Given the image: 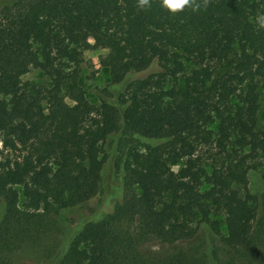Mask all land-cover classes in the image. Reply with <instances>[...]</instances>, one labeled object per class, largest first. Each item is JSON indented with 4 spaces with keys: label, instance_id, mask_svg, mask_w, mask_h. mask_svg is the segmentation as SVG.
Returning <instances> with one entry per match:
<instances>
[{
    "label": "trees",
    "instance_id": "obj_1",
    "mask_svg": "<svg viewBox=\"0 0 264 264\" xmlns=\"http://www.w3.org/2000/svg\"><path fill=\"white\" fill-rule=\"evenodd\" d=\"M193 3L0 0V264H264V0ZM109 170L121 196L61 243L55 216Z\"/></svg>",
    "mask_w": 264,
    "mask_h": 264
},
{
    "label": "rangeland",
    "instance_id": "obj_2",
    "mask_svg": "<svg viewBox=\"0 0 264 264\" xmlns=\"http://www.w3.org/2000/svg\"><path fill=\"white\" fill-rule=\"evenodd\" d=\"M105 50L96 49L93 46V41L90 40V48L84 53L82 64V83L87 91V97L89 101L97 103L95 92L105 89L110 84L109 73L106 69L100 66V58L106 55ZM158 72V67L154 65L148 71L143 74L136 75L134 78H143L150 74ZM24 83L29 84H44L49 85L48 79L38 71H31L23 77ZM262 106L264 108V98H262ZM260 175L258 173H252L249 177L250 188L253 192H257L262 189L260 183ZM105 193L92 201L87 205L72 209L67 212H63L55 216L57 223V239L63 243L65 240H69L71 236L82 226L85 220L97 219L108 212L113 206L114 202L121 196V179L118 174H113L111 170L105 172ZM201 243L203 236H197L196 238ZM41 252V251H39ZM37 252L34 254H24L15 258L13 264H53V261H47L44 258L43 253Z\"/></svg>",
    "mask_w": 264,
    "mask_h": 264
},
{
    "label": "clouds",
    "instance_id": "obj_3",
    "mask_svg": "<svg viewBox=\"0 0 264 264\" xmlns=\"http://www.w3.org/2000/svg\"><path fill=\"white\" fill-rule=\"evenodd\" d=\"M162 7L167 9L171 14H177L183 11L185 8L191 7L193 11H196V5L193 0H161ZM148 5V0H139L138 6L144 8Z\"/></svg>",
    "mask_w": 264,
    "mask_h": 264
}]
</instances>
